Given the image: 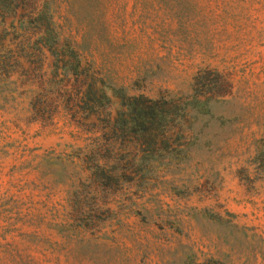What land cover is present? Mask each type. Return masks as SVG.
<instances>
[{
	"label": "rangeland",
	"instance_id": "374dc122",
	"mask_svg": "<svg viewBox=\"0 0 264 264\" xmlns=\"http://www.w3.org/2000/svg\"><path fill=\"white\" fill-rule=\"evenodd\" d=\"M51 3L103 78L109 166L126 173L111 176L104 201L71 186L67 197L71 171L52 172L58 187L30 169L72 142L71 127L24 120L0 100V264H264V0ZM24 65L13 89L34 109L55 90L52 73L32 54ZM199 71L228 76L230 97L194 103ZM122 86L174 100L178 116L161 126L123 117ZM191 106L200 112L183 117Z\"/></svg>",
	"mask_w": 264,
	"mask_h": 264
},
{
	"label": "trees",
	"instance_id": "16d2710c",
	"mask_svg": "<svg viewBox=\"0 0 264 264\" xmlns=\"http://www.w3.org/2000/svg\"><path fill=\"white\" fill-rule=\"evenodd\" d=\"M16 47L20 51L18 55ZM79 52L73 36L62 31L51 0H0V100L25 116L24 120L32 117L33 122L49 126L54 119H64L71 127L69 137L72 142L56 144L35 155L38 161L30 171L36 177L46 173L43 182L57 185L60 183L54 181L52 172L61 169L71 171L68 181L72 184L65 185L62 193L69 197L71 186L78 196L81 191L91 195L92 201H104L111 176L118 177L126 171L110 169L109 142L106 138L107 127L113 121L110 100L102 90L103 78L83 62ZM31 54L39 59L41 65L48 64L52 74L46 81L55 88L44 105L39 102L34 109H31L32 98L29 99L25 89L18 93L13 89L17 82L21 87L25 85L24 62ZM17 64L20 72L15 77ZM119 90L121 92H117L115 97L121 100L122 116L125 118L134 116L141 125L161 126L178 116L176 102L164 95L150 98L129 93L124 86ZM231 90L232 81L228 76L213 80L199 71L192 77L190 96L194 103L205 105L209 101H225L230 97ZM40 97L38 94L37 98ZM185 110L182 116L189 118L192 114L190 110L199 109L191 106ZM54 201L68 200L63 196Z\"/></svg>",
	"mask_w": 264,
	"mask_h": 264
}]
</instances>
